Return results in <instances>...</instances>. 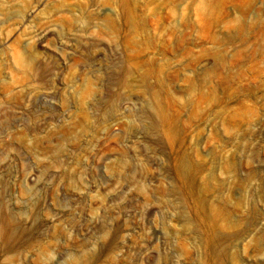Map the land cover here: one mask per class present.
<instances>
[{
	"label": "rangeland",
	"instance_id": "obj_1",
	"mask_svg": "<svg viewBox=\"0 0 264 264\" xmlns=\"http://www.w3.org/2000/svg\"><path fill=\"white\" fill-rule=\"evenodd\" d=\"M0 264H264V0H0Z\"/></svg>",
	"mask_w": 264,
	"mask_h": 264
}]
</instances>
